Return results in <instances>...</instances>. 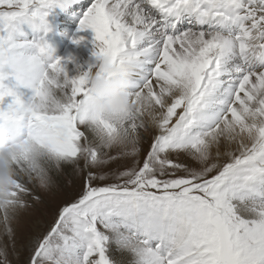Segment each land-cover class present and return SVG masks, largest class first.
I'll return each mask as SVG.
<instances>
[{
    "label": "snow or ice",
    "instance_id": "obj_1",
    "mask_svg": "<svg viewBox=\"0 0 264 264\" xmlns=\"http://www.w3.org/2000/svg\"><path fill=\"white\" fill-rule=\"evenodd\" d=\"M75 2L0 0V127L17 171L3 218L44 204L37 184L73 196L24 239L9 227L13 256L112 264L115 240L136 264H264V0H94L78 31L103 63L87 70L46 38L52 10ZM115 65L132 107L111 119L89 74Z\"/></svg>",
    "mask_w": 264,
    "mask_h": 264
},
{
    "label": "rangeland",
    "instance_id": "obj_2",
    "mask_svg": "<svg viewBox=\"0 0 264 264\" xmlns=\"http://www.w3.org/2000/svg\"><path fill=\"white\" fill-rule=\"evenodd\" d=\"M75 3L78 5H74ZM75 3H71V7L66 10L64 15H62L63 17L56 19L58 30L60 32H63L64 34L70 33V36L75 35V33H76V35H80V36H82V35L90 36L91 33H89L87 30H85L86 32L85 31L80 32V31H78V29H79L80 20L86 14V12L91 7V5L94 3V0H76ZM72 4L74 5V7ZM81 7L84 8L83 11H81V9H82ZM72 8H73L72 12L74 13V14H72V17H74V19H71L70 15L67 16L68 11H70ZM77 14H79V15H77ZM71 22H74V23L77 22V24L76 25H74V24L70 25ZM65 28H67V29H65ZM71 74L74 75L73 73H71ZM34 187H36L38 190L40 189L39 191L43 195L44 200H45L44 204H40L35 208H30L27 211H21L19 213L18 217L13 218L8 222H5L3 216L0 219V221H1V224H0V248H3L5 246L8 247V252H9L8 259H9V261H11V264H22V261H23V259L26 258L27 253H24V255L22 257H20L19 259L13 256L12 247H11V239H10V236L8 234L7 227L8 228L11 227L12 229L15 230L16 237H17L18 241L21 239H24L27 237V235L30 234L31 229L37 220L42 221L46 227L49 223H52L54 221L55 214H56L57 210L66 201L73 199L72 195H70L64 191H59L58 194H55L53 196L52 193H51V195H47L48 190L43 189V188H39L38 184L34 185ZM45 191H47V192H45ZM52 197H56V198H52ZM2 212H3V210L0 209V213H2ZM2 260H3V257L0 256V261H2Z\"/></svg>",
    "mask_w": 264,
    "mask_h": 264
},
{
    "label": "clouds",
    "instance_id": "obj_3",
    "mask_svg": "<svg viewBox=\"0 0 264 264\" xmlns=\"http://www.w3.org/2000/svg\"><path fill=\"white\" fill-rule=\"evenodd\" d=\"M102 63V58H96L94 61L95 65ZM111 70L119 75L115 78H110L106 75H99L97 72H91L89 74V85L99 99L105 114L109 118L115 119V114L118 110L132 106L129 104L127 69L121 65H115L112 66ZM31 71L33 69L30 66H24L23 73L25 75ZM14 151L15 147L10 143L7 129L0 127V189L10 188L16 178V166L11 159ZM124 249L131 251L130 247H125Z\"/></svg>",
    "mask_w": 264,
    "mask_h": 264
},
{
    "label": "bare ground",
    "instance_id": "obj_4",
    "mask_svg": "<svg viewBox=\"0 0 264 264\" xmlns=\"http://www.w3.org/2000/svg\"><path fill=\"white\" fill-rule=\"evenodd\" d=\"M69 6H71V4ZM69 6L66 8L56 7L52 10L51 14L48 17L49 27L51 30L47 33L46 38L49 44L51 45L54 54L57 55V57L73 56L75 57V62L80 64L84 70H87L89 62H93L95 59L92 54L94 47V45L92 44V40L94 39V33L92 32V30L88 29L87 31L91 33V35L90 36L82 35L83 37H85V40L79 45H77L73 43L74 37L78 36L76 35V33L75 35L70 36V33L64 34L63 32H60L57 27L56 19L63 17L62 15H64V13L69 8ZM26 31L28 32L29 39L33 38L35 34L32 33L30 29H26ZM68 67L70 70H74L75 64L70 63ZM71 73H73L74 75L76 74L75 71H72ZM47 195H51V193L48 191ZM52 195L54 196L55 194ZM52 198H56V197H52ZM2 216H3V212L0 213V219L2 218ZM108 245L109 246H108L107 255L111 260L112 264H136V257L134 253H132L129 250H125L121 248L115 242V240H111Z\"/></svg>",
    "mask_w": 264,
    "mask_h": 264
}]
</instances>
